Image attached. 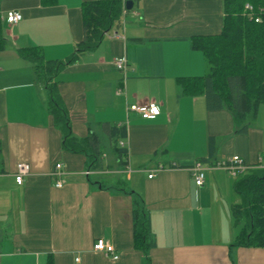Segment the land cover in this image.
Returning a JSON list of instances; mask_svg holds the SVG:
<instances>
[{"label":"crops","instance_id":"crops-1","mask_svg":"<svg viewBox=\"0 0 264 264\" xmlns=\"http://www.w3.org/2000/svg\"><path fill=\"white\" fill-rule=\"evenodd\" d=\"M84 1L90 0H0L6 40L0 49V264H142L145 255L132 240L136 198L155 241L147 252L151 264H264V247L232 245L234 179L201 161L212 136L210 161L237 155L264 165V117L259 107L250 111L247 132L239 133L230 111L207 110L202 93L183 95L177 83L205 73L203 54L190 38L220 31L222 0H136L96 48L57 73L72 133L99 138L98 169L62 148L45 86L17 53L37 45L46 60H65L83 36ZM9 10L22 18L7 23ZM119 56L126 59L124 72L113 65ZM133 103H155L160 111L142 118L127 110ZM105 122L126 127L123 166L101 130ZM196 161L204 166L201 186L190 171ZM56 162L63 171L59 187L50 174ZM18 163L30 170L20 184ZM97 238L112 244L118 257L94 251Z\"/></svg>","mask_w":264,"mask_h":264},{"label":"trees","instance_id":"trees-1","mask_svg":"<svg viewBox=\"0 0 264 264\" xmlns=\"http://www.w3.org/2000/svg\"><path fill=\"white\" fill-rule=\"evenodd\" d=\"M133 3L136 0H132ZM55 0H41L44 5ZM245 3L252 11L244 8ZM81 20L83 36L75 44L74 51L65 60H46L39 46L17 48V53L33 65L36 77L43 82L46 92V108L61 134V146L70 153L86 157L88 167H101L102 148L98 136L89 132L76 137L70 128L69 114L55 79L63 67L80 54L96 48L107 32L116 25L124 9V0H90L82 2ZM222 26L214 34L195 35L190 38L191 47L200 50L206 71L199 76L178 77L177 83L183 95H204L207 110L227 109L238 126L236 131L248 129L247 116L254 114L259 103H264V0H222ZM255 17L257 20H255ZM6 40L2 34L0 18V49ZM112 152L120 165H125L127 150L119 141L126 138L124 124L101 123ZM215 138L207 140V157L210 161L215 151ZM233 180L232 191L236 198L231 204L233 222L237 232L232 245L238 247H264V167L249 164ZM133 247L144 253L142 264H151L148 250L155 246L147 210L136 198L132 208Z\"/></svg>","mask_w":264,"mask_h":264},{"label":"built area","instance_id":"built-area-1","mask_svg":"<svg viewBox=\"0 0 264 264\" xmlns=\"http://www.w3.org/2000/svg\"><path fill=\"white\" fill-rule=\"evenodd\" d=\"M244 8L247 11H252V6L249 3H245ZM22 18L20 12L15 10H9L5 15V21L9 24H14L18 22ZM255 20L257 18L255 17ZM113 65L117 70L122 72L125 71L127 67L126 59L123 56L116 57L113 61ZM119 91V89H118ZM128 111L137 112L142 118L151 119L154 118L159 113V106L155 103L148 104H129L127 106ZM124 140L119 141L120 146H124ZM212 166L222 168L228 172V174L232 177H236L239 173L249 168V164H247L243 158L233 155L222 159ZM264 167V165H260ZM162 168L161 165H158L155 170H160ZM29 165L27 163H18L16 166V170L14 173V180L16 183L20 184L23 181V177L29 173ZM191 175L193 177L194 183L196 186H201L204 182V166L201 161H196L190 167ZM88 173V171H86ZM50 174L54 177V185L59 187L63 183V171L62 164L60 162H56L54 164V168L50 172ZM153 174H149L148 177H151ZM92 249L94 251L102 252L104 255H110L111 258L116 259L118 257L117 254L114 253V247L112 244L107 243L103 238H97L93 244Z\"/></svg>","mask_w":264,"mask_h":264},{"label":"water","instance_id":"water-1","mask_svg":"<svg viewBox=\"0 0 264 264\" xmlns=\"http://www.w3.org/2000/svg\"><path fill=\"white\" fill-rule=\"evenodd\" d=\"M133 1L132 0H124V9L130 10L132 8Z\"/></svg>","mask_w":264,"mask_h":264},{"label":"rangeland","instance_id":"rangeland-1","mask_svg":"<svg viewBox=\"0 0 264 264\" xmlns=\"http://www.w3.org/2000/svg\"><path fill=\"white\" fill-rule=\"evenodd\" d=\"M130 13V12H129ZM258 115H260L261 114V116L263 115V117H264V103H259V105H258ZM232 179H234L235 177H232V176H230Z\"/></svg>","mask_w":264,"mask_h":264}]
</instances>
